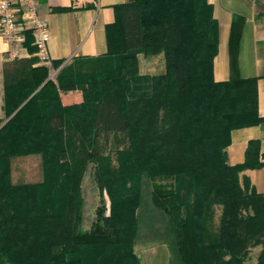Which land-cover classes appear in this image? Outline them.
I'll use <instances>...</instances> for the list:
<instances>
[{
	"label": "trees",
	"instance_id": "trees-1",
	"mask_svg": "<svg viewBox=\"0 0 264 264\" xmlns=\"http://www.w3.org/2000/svg\"><path fill=\"white\" fill-rule=\"evenodd\" d=\"M114 11L103 57L61 69L51 62L55 81L35 56L5 67L0 264H140L138 209L144 184L159 178L171 179L172 188H152L150 203L166 220L180 264H244L259 245L256 264H264V194L239 179L264 161L252 143L238 166L227 164L224 151L233 129L262 121L255 81L237 74L236 46L230 79L217 83V24L205 0H130ZM22 46L35 54L30 30ZM138 54H162L165 74L139 75ZM70 91H80L82 102L63 106L60 94ZM101 134H121L128 145L116 151L117 167L87 152L100 201L82 231L85 169L74 149ZM35 156L41 183L13 184L12 160ZM214 205L221 206L216 228Z\"/></svg>",
	"mask_w": 264,
	"mask_h": 264
},
{
	"label": "crops",
	"instance_id": "crops-1",
	"mask_svg": "<svg viewBox=\"0 0 264 264\" xmlns=\"http://www.w3.org/2000/svg\"><path fill=\"white\" fill-rule=\"evenodd\" d=\"M37 1L38 14L46 21L48 27L49 59L51 62H61L59 68L61 69L76 66L81 61H93L103 57L107 53L106 28L115 21L114 7L128 3L130 0ZM205 2L211 9L212 19L217 24V49L212 62L213 81L222 83L230 79L231 50L234 49L233 46H236L237 74L240 78L255 81L257 113L262 119L257 125L233 129L230 132V142L224 150L226 162L229 166L243 164L251 143L254 145L251 151L254 153L256 151L258 160L263 162L264 0H205ZM8 53L9 45L0 36V119L4 117L3 94L6 65L35 56V54H29L22 45L18 51V58L11 60ZM137 62L141 76L154 77L165 74V61L162 54L150 57L138 54ZM36 65H40L39 61ZM57 72L58 70H51L48 78L55 81ZM60 100L63 106L79 104L82 102V94L80 91L62 93ZM25 159L33 160L34 158ZM31 170V167H26L23 173L30 175ZM243 178L256 193L264 194V168L242 171L239 174L240 181ZM163 220L166 223L165 218ZM146 244H143V249L139 253L135 252L140 264H180L173 253L170 241L168 246L162 244L152 249ZM256 261L257 256L253 258L252 264Z\"/></svg>",
	"mask_w": 264,
	"mask_h": 264
},
{
	"label": "rangeland",
	"instance_id": "rangeland-1",
	"mask_svg": "<svg viewBox=\"0 0 264 264\" xmlns=\"http://www.w3.org/2000/svg\"><path fill=\"white\" fill-rule=\"evenodd\" d=\"M0 127H2L8 119H5V115ZM96 141L93 145H89L86 148H79L76 149V159L79 162L84 164V173L83 179L81 183V194L83 197V206H82V222L80 225V229L82 231H87L90 229L96 214V209L99 206L100 201V193L97 182L94 177V169L97 166L95 160L87 159V152L91 156L95 155L98 152V156L104 155L109 156L111 158L112 166L117 167L116 161V151L125 148L128 143L123 141V136L120 135H106L102 136V134L96 137ZM78 145V144H77ZM89 157V156H88ZM32 159H25V158H15L11 162L12 166V174H11V181L13 184H25V183H41L43 180L42 169L40 164L39 156L32 157ZM25 164V165H24ZM31 167V174L23 173L24 168ZM30 173V172H29ZM172 181L171 179H164L159 178L155 179L153 182L148 181L144 184L142 200L140 207L138 209V220H139V230L137 235V240L135 244V252H140L144 243H147V247L150 249L154 247H159L160 245H170L172 243V237L169 234L168 228L166 227V223L163 220L164 216L161 212L155 210L150 203L149 192L152 188H158L169 190L172 188ZM104 200L106 202L107 207V215L109 214V198L104 191ZM213 215L211 219V224L216 228L219 224V217L221 213V206L214 205ZM147 238L145 239V237ZM146 240V241H145ZM145 247V246H144ZM146 249V248H145ZM262 251V246L259 245L255 248H251L248 251V256L244 261V264H252V260L255 256H258ZM174 257V256H173ZM175 263V260L173 261ZM257 263V261H256ZM255 263V264H256Z\"/></svg>",
	"mask_w": 264,
	"mask_h": 264
},
{
	"label": "built area",
	"instance_id": "built-area-1",
	"mask_svg": "<svg viewBox=\"0 0 264 264\" xmlns=\"http://www.w3.org/2000/svg\"><path fill=\"white\" fill-rule=\"evenodd\" d=\"M26 30L32 32L35 56L39 64L51 71V60L47 52L49 32L46 21L38 14V1L0 0V36L9 45L11 60L18 58Z\"/></svg>",
	"mask_w": 264,
	"mask_h": 264
},
{
	"label": "water",
	"instance_id": "water-1",
	"mask_svg": "<svg viewBox=\"0 0 264 264\" xmlns=\"http://www.w3.org/2000/svg\"><path fill=\"white\" fill-rule=\"evenodd\" d=\"M48 79H50V77Z\"/></svg>",
	"mask_w": 264,
	"mask_h": 264
}]
</instances>
